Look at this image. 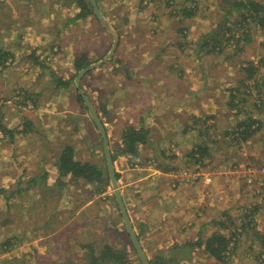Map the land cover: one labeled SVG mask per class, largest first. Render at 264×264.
Masks as SVG:
<instances>
[{"label": "rangeland", "instance_id": "obj_1", "mask_svg": "<svg viewBox=\"0 0 264 264\" xmlns=\"http://www.w3.org/2000/svg\"><path fill=\"white\" fill-rule=\"evenodd\" d=\"M221 1L197 0L187 19L185 0H99L119 42L112 59L80 86L105 127L111 155L122 149L128 126L149 130L147 145L116 155L113 166L132 221L152 224L139 242L153 264L262 260L264 109L254 106L258 95L264 100V30L249 27L247 36V28L236 30L239 14L225 22ZM77 11L63 0H0V48L13 54L0 73V264H89V253L97 256L105 245L140 264L116 207L101 139L74 91L75 59L102 60L113 39L91 17L69 22ZM220 23L233 36L227 42L219 35L213 47L209 35ZM249 63L260 89L252 80L241 83ZM51 74L72 80L69 89H56ZM249 116L261 128L242 141L237 127ZM66 145L76 161L104 169L106 183L70 175L56 183ZM200 147L207 155L191 159ZM36 176L44 178L30 182ZM215 232L235 242L221 261L206 249Z\"/></svg>", "mask_w": 264, "mask_h": 264}, {"label": "trees", "instance_id": "obj_2", "mask_svg": "<svg viewBox=\"0 0 264 264\" xmlns=\"http://www.w3.org/2000/svg\"><path fill=\"white\" fill-rule=\"evenodd\" d=\"M63 1H67L70 4H74L75 7L78 9L77 13L74 14V16L69 20V22H74L76 20H84L88 17H91L97 24V20L94 16L92 7L90 5L89 0H63ZM153 1V0H151ZM185 1H189L190 7L189 8H185L182 12L184 13V15L182 17H185L187 19L192 18L195 14H196V10H197V0H185ZM97 4L99 7V0H97ZM220 9L224 12L223 14V18L224 21L227 22L226 17L228 15H231L234 12H237L239 14L240 17V22H234V27L236 30L239 29H245V28H249L252 26H257L259 29H263L264 30V5L261 4L260 2H257L256 0H223L221 1L220 4ZM100 8V7H99ZM176 12V11H175ZM237 23H239L240 25H238ZM180 31V30H179ZM222 31V34H220V32ZM231 31V27L230 28H224L223 24H219L216 29L214 30V32L212 33L211 36V42L213 44V47L220 45L221 40H218L217 37L220 38H225L226 37V33H229ZM250 29H248L247 33H244L245 36L248 35ZM242 32H246V30L242 31ZM225 34V36H224ZM233 35H228L225 39L227 40V42H229V40L232 38ZM249 41V40H248ZM208 42L206 41L205 44H207ZM212 50V49H211ZM13 54L10 51H4L0 48V73L1 70L3 68H5V63L7 61L8 58H12ZM85 60V57H79L76 58L74 61V65H75V71L78 72L80 70H82L83 68H85L86 66H88V62L87 60ZM113 62V60H112ZM116 63V62H115ZM246 70L248 71V76L246 77L245 80H243L241 83H243L246 80H252L255 81V87L259 88L261 87V84L257 83V79L254 78V75L256 74L257 70L254 69V66L252 65V63H249V67L246 68ZM54 82H55V88L59 89L60 87L69 89L70 84L72 82V80H64L58 76L55 77L54 74H51ZM235 91H237L236 88H234ZM74 91L76 94V99L77 102L80 104V106L83 108L84 111H87L84 103L82 101V98L80 97V95L77 92V88L76 86L74 87ZM230 91V90H229ZM232 91V89H231ZM238 92H236L235 95H231V98H235V96H238ZM258 99V103L255 104V108L257 110H261L264 109V100H262V94L258 95L257 97ZM230 105V104H228ZM104 114V112H103ZM257 123L256 128L251 129V127ZM29 124V122H25L24 126L27 127ZM209 127V126H207ZM261 128V124L260 122L256 119L253 118V116H249L245 121L241 122L238 127H237V131H238V135L241 137L242 141H246L247 139H249L250 137H252L257 130H259ZM26 128L23 127V129L20 131L21 134H26L29 130H25ZM149 134V130L147 128H143V127H139V128H135L132 126H128V128H126V130L123 132L122 134V142H123V146L122 149L117 152L112 154V160L114 161L116 159V155L119 154H126V153H130L135 155L136 152V144H143L145 145L147 143V137ZM102 148V143L100 140V145ZM197 152H192L191 155V159H195V161H199L198 159L205 157V155H207V150L205 148H198ZM198 155L197 157L195 155ZM104 156V154H103ZM105 159V158H104ZM56 168L58 171V178L56 179V183H60V184H64L61 181V178L66 177L68 175H70L69 177L72 178V180L74 179H83L86 183H91V182H97V183H104L105 181L103 180V175H104V169H102L101 167H99L98 165H93L90 163H81L79 161H76L74 159V150L70 145H66L65 148H63V150H61V152L58 155V159L56 161ZM106 168V167H105ZM108 173V172H107ZM46 175V174H45ZM44 175V176H45ZM44 176H36L35 178H33L30 182H39L38 180L43 179ZM108 177V176H107ZM116 177L118 178V174H116ZM78 181V180H76ZM74 181V182H76ZM107 181V180H106ZM106 183V182H105ZM117 207V206H116ZM258 208L255 207V211H257ZM248 217V216H246ZM255 228V227H254ZM253 228V229H254ZM255 234H257V237H261L262 235L259 233L258 230L254 229L253 230ZM241 233H239L240 235ZM238 235V236H239ZM234 242V240H232V238L228 237L226 238L224 235H222L219 232H215L213 233L210 238H208L207 240V246L206 249L207 251L214 257H216L217 260L221 261L223 260V253L224 252H232V249L230 250L229 245L230 243ZM235 243V242H234ZM6 245H11L10 243H5ZM262 244L264 245V241L262 239ZM90 255V261L89 264H103L106 262L109 263H117V264H131L127 261V259H125L124 256L118 254L117 252H114L112 247L109 245H105L102 247V249L99 251V254L97 256H95L92 252L89 253ZM258 255V254H257ZM261 263L264 264V251H262L261 254ZM258 258H260V256H257ZM150 264H153L152 262H149ZM260 263V264H261ZM63 264H72L71 261H65Z\"/></svg>", "mask_w": 264, "mask_h": 264}, {"label": "water", "instance_id": "obj_3", "mask_svg": "<svg viewBox=\"0 0 264 264\" xmlns=\"http://www.w3.org/2000/svg\"><path fill=\"white\" fill-rule=\"evenodd\" d=\"M89 2H90V5L92 7V10H93V13H94L96 20L108 32V34L112 37L113 45H112L111 50L108 52V54L102 60H100L94 64L88 65L85 68H83L82 70H80L78 72L75 80H74V83H75V86L77 88L78 94L82 98V101H83L84 106L87 110V113L89 114V117L91 118V121H92L93 125L95 126V128L98 132V135L101 139L103 154H104V158H105V165H106L108 176H109V182H110V185L113 189V195L115 198V202H116L118 212L121 216L123 225H124L126 232L129 236L132 247L135 250V253L138 257L140 264H150L148 259L146 258L145 254H144V251L140 245L138 237L133 230L132 224L130 222L129 216L127 214V211H126L123 199H122L121 191H120V188L118 186V181L116 178V173L114 171L112 155H111L110 150H109V145H108L105 127H104V125H103V123L99 117V114H98L96 108L93 106L91 100L86 96V94L84 93V91L81 89V86H80L81 79L88 72L92 71L95 68H99L100 66H102V64H104L107 61L112 59V57L115 53V50L118 46V42H119L118 34L114 30V28L110 25L109 21L101 14V12L98 8V5H97V0H89Z\"/></svg>", "mask_w": 264, "mask_h": 264}, {"label": "crops", "instance_id": "obj_4", "mask_svg": "<svg viewBox=\"0 0 264 264\" xmlns=\"http://www.w3.org/2000/svg\"><path fill=\"white\" fill-rule=\"evenodd\" d=\"M124 84L122 83L120 86H123ZM121 98H123V94L121 95ZM147 145V144H146ZM123 194V193H122ZM123 199V202L125 204V208L127 210V214L129 216V219H130V222L132 224V227H133V230L135 231L137 237H138V240H139V233L140 232H146L147 229L149 230V232H153L151 231V227H152V224L149 223V220L148 219H141L139 218V221L137 222V226L135 225V223L132 221V218H131V215L129 213V210L127 209V202L124 201V198L122 197ZM126 200V199H125ZM160 221H158L159 223ZM118 231H120V229L118 228ZM176 242L180 243L179 241L175 240V244H177ZM142 246V244H141Z\"/></svg>", "mask_w": 264, "mask_h": 264}, {"label": "built area", "instance_id": "obj_5", "mask_svg": "<svg viewBox=\"0 0 264 264\" xmlns=\"http://www.w3.org/2000/svg\"><path fill=\"white\" fill-rule=\"evenodd\" d=\"M248 181H250V182H251V179H248Z\"/></svg>", "mask_w": 264, "mask_h": 264}, {"label": "bare ground", "instance_id": "obj_6", "mask_svg": "<svg viewBox=\"0 0 264 264\" xmlns=\"http://www.w3.org/2000/svg\"><path fill=\"white\" fill-rule=\"evenodd\" d=\"M221 160V159H220Z\"/></svg>", "mask_w": 264, "mask_h": 264}]
</instances>
